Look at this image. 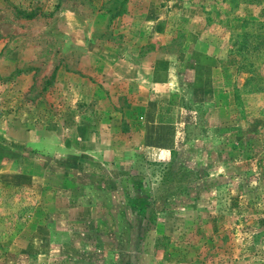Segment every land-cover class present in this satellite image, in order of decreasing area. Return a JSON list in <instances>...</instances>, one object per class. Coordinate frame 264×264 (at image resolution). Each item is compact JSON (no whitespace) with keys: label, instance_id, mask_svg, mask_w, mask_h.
Listing matches in <instances>:
<instances>
[{"label":"rangeland","instance_id":"374dc122","mask_svg":"<svg viewBox=\"0 0 264 264\" xmlns=\"http://www.w3.org/2000/svg\"><path fill=\"white\" fill-rule=\"evenodd\" d=\"M0 264H264V0H0Z\"/></svg>","mask_w":264,"mask_h":264},{"label":"trees","instance_id":"16d2710c","mask_svg":"<svg viewBox=\"0 0 264 264\" xmlns=\"http://www.w3.org/2000/svg\"><path fill=\"white\" fill-rule=\"evenodd\" d=\"M36 15H37L36 12H27V13H26V17H29V18H34ZM243 36H244L243 38H245V40H244V42H243V45L240 46V48H239V52H241V50L244 49L245 44H247V40H246V39H247V36H249V34L245 32ZM261 36H262V34L259 35V36H257V37H261ZM243 68H244V67H243Z\"/></svg>","mask_w":264,"mask_h":264}]
</instances>
